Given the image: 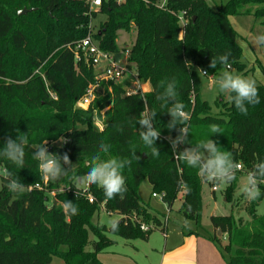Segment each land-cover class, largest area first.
I'll list each match as a JSON object with an SVG mask.
<instances>
[{"label":"trees","instance_id":"1","mask_svg":"<svg viewBox=\"0 0 264 264\" xmlns=\"http://www.w3.org/2000/svg\"><path fill=\"white\" fill-rule=\"evenodd\" d=\"M23 10L34 11L19 16ZM98 13L106 21L94 38L107 54H121L117 44L120 32L137 31L129 62L151 91L127 96L128 80L101 83L100 93L88 109H80L77 103L97 84L102 71L96 72L86 58L76 63L75 48L88 36ZM184 13L187 25L182 27L179 17ZM246 15L260 20L264 31V0H230L218 9L206 0H164L162 6L159 0H104L98 12L90 11L89 0H0V148L9 136L29 135L25 167L17 168L0 158V167H7L27 186L25 193L17 196L4 186L7 181L0 180V264H51L54 258L65 264H103L99 255L116 244L110 235L148 241L151 233L160 229L167 236L168 219L141 201L138 191L144 181L151 185L153 195H164L169 214L181 198L178 214L183 223L193 222L201 229L203 179L196 169L176 161L175 154L210 137L241 163L237 177L247 174L257 161H264V86H258L261 102L249 106L247 115L223 100L217 103L220 113L213 115L201 97L197 71L203 69L209 77L219 75L224 68L219 63L211 68V59L231 53L233 70L247 73L230 20ZM165 79L176 81L177 99L190 113L189 144L176 150L169 138L174 139L178 130L167 127L171 105L163 106L156 99L163 91L159 82ZM145 110L157 112L153 124L160 131L158 157L151 155L138 135L137 121ZM96 119L102 122V130L95 128ZM212 124L219 125L222 134L213 135ZM61 138L68 140L65 146H50ZM45 141L50 152H66L73 165L67 176L44 184L39 162L32 154ZM101 143L111 145L102 158L132 159L123 172L127 188L123 198L108 199L96 185L77 191L72 182L73 175L88 172V160L99 153ZM133 152L139 159L133 158ZM236 182L226 189V201L232 200ZM260 187L264 193V184ZM67 200L78 207L77 215L64 213ZM263 200L264 195L246 206L249 220L238 219L233 213L211 218L215 233L205 238L230 254L227 264H264V215L257 213ZM101 210L121 216L118 231L93 223ZM143 225L149 230L142 231ZM197 229L183 233L201 237ZM219 230L227 236L225 246L217 235ZM90 245L92 251L87 250Z\"/></svg>","mask_w":264,"mask_h":264},{"label":"clouds","instance_id":"2","mask_svg":"<svg viewBox=\"0 0 264 264\" xmlns=\"http://www.w3.org/2000/svg\"><path fill=\"white\" fill-rule=\"evenodd\" d=\"M245 40L248 44L257 50L264 49V34H245ZM231 53H225L220 56L213 57L210 67L215 68L219 63L224 70L220 72L218 77L213 80L214 87L221 94H227L229 101L234 105L235 109L242 115H247L249 106L258 105L260 93L258 87V77L244 76L231 70L229 56ZM200 76H208L203 69H198ZM159 87L163 89L156 99L163 102V106H168L167 113L171 117L167 127L170 130H178V135L172 139L169 138L173 149H177L180 145L189 144V128L188 121L190 113L185 111L186 105L177 99L179 93L176 81L161 80ZM156 111H143L137 123L140 126L138 135L143 144L151 150L153 157L160 155V149L156 146L157 140L160 139V131L153 124L156 118ZM178 126H180L178 128ZM213 135L222 134V129L217 124L209 126ZM212 135V136H213ZM29 144V135L27 133H19L16 139L10 136L4 141L3 147L0 148V158L7 160L17 168L25 167V149ZM43 145L36 148L32 154L33 159L39 162L38 168L45 180L55 182L63 176H67L72 167L69 155L65 152L62 155L53 153ZM110 144L101 143L99 153L88 160V172L83 175H73L72 182L77 191L87 189L92 185L103 189L106 198L112 199L119 195L123 198L127 191L126 178L123 174L124 169L132 163V159L125 156H109L102 158L101 154L109 153ZM176 158L186 164L187 167L196 169L198 175L206 183H212L217 186H227L237 179V172L241 169V163L236 161L231 152L222 149L219 144L210 139L201 140L195 147H184L175 154ZM133 158L136 157L133 152ZM65 165L68 167L66 168ZM0 180L7 181L4 185L10 193L21 196L26 191V185L20 180L14 178L13 173L7 167H0ZM264 184V161H257L252 170L248 171L243 178L241 185L242 195L250 200L256 201L260 199L264 193L261 192V185ZM187 187V185H185ZM63 211L66 215H77L78 207L72 201L67 200L63 203ZM112 231L119 230L120 222L116 217H108L101 227L105 226Z\"/></svg>","mask_w":264,"mask_h":264},{"label":"rangeland","instance_id":"3","mask_svg":"<svg viewBox=\"0 0 264 264\" xmlns=\"http://www.w3.org/2000/svg\"><path fill=\"white\" fill-rule=\"evenodd\" d=\"M208 4L213 9H218L219 7L227 4L230 0H206ZM164 0H159V6L163 5ZM97 18L92 20L89 26V32L92 34L97 33L101 25L105 23L106 17L97 14ZM231 24L234 30L238 34L237 43L243 50L242 63L246 66V72L243 73L238 70H232L244 76H256L258 77V86H264V49L257 50L252 48L250 44L245 40V34H264L263 27L261 26V21L256 20L253 16H238L232 17ZM137 38V31L131 30V32H120L118 34L117 44L123 55L121 66H125V50H131L135 44ZM103 68H95L96 72H101ZM220 74V73H219ZM218 77H205L201 76V97L204 101L208 102L212 109V114L217 115L220 113L221 109L217 103L224 101L229 103L228 95L221 94L213 85V80ZM130 82V81H129ZM131 84V82H130ZM147 85V86H146ZM127 90H129V85H127ZM141 94H146L145 87L147 90H151V86L148 83H141ZM100 91H97V96ZM107 110L101 112V116L105 114ZM95 128L102 130L103 124L100 120L96 119ZM68 140L66 138H61L60 140L53 142L50 146L63 147L67 144ZM246 174L237 177V182L235 183V192L232 196L231 201H226L225 191L227 186H217L212 185V183H206L203 181L202 186V222L201 229H197L193 222L183 223V219L179 216V208L181 205V198H178L174 204L173 211L169 214L167 205L163 202L161 196L153 197V189L148 181H144L139 188V196L143 204L149 206L153 212H158L164 215V220L167 221V236H164L160 229L153 231L149 237L148 241H126L124 239L109 236V238L116 242V244L109 248L106 253L101 257V261L105 264H164V250H176L185 243V233L191 230H198L201 237H192L191 245L187 249L186 253L183 254V258L189 257L193 262L197 264H227L229 259L228 253H225L219 249L212 241L205 238V235H213V225L211 222L212 217H226L232 213L236 218H242L244 220H249L248 214L245 212L246 206L249 204L250 200L246 199L241 192V185L243 178ZM45 184V181H44ZM41 186V185H39ZM212 186L217 187V191H212ZM50 203L53 201V195L50 196ZM259 216L264 215V200L260 203L257 209ZM116 217L121 220V216L117 214L109 215L105 211L101 210L93 218V223L95 225H101L106 221L108 217ZM185 225V229L183 228ZM107 227L106 223L105 226ZM108 228V227H107ZM184 229V230H183ZM218 233V232H217ZM218 235V234H217ZM221 238L222 245H227V236H218ZM91 241H94V237H90ZM187 243V242H186ZM88 251H92L91 245L87 248ZM182 254L181 252L179 255ZM189 259V260H190ZM51 264H65L63 260L59 258H54Z\"/></svg>","mask_w":264,"mask_h":264},{"label":"built area","instance_id":"4","mask_svg":"<svg viewBox=\"0 0 264 264\" xmlns=\"http://www.w3.org/2000/svg\"><path fill=\"white\" fill-rule=\"evenodd\" d=\"M118 3L123 2L124 0H115ZM104 0H89L90 4V11L91 12H98V10L102 7ZM185 13L179 17L180 24L182 27H185L187 25V22L185 20ZM75 54H76V63L81 62L82 58H86L88 63L93 66V68H103L101 74L97 77V84L91 85L86 95L77 103V107L80 109H88V107L91 105L93 100L96 97V93L98 91V88L101 83H121L123 81H130L131 86L129 90L127 91V96H132L134 94L141 92V86H140V80L138 78V74L135 70V66L129 62L130 58V51L125 50V66H121L123 55L121 54V60L119 63L115 60V55H110L105 52H103L98 42L94 38V34H92V31L90 30L88 36L77 43L75 48ZM208 77V76H205ZM176 150V149H175ZM175 160L178 161V159L175 156ZM242 170V167L239 171ZM48 180H45V183H47ZM88 190V188L86 189ZM212 191H217V187H213ZM54 195V193L52 194ZM161 196L163 199L164 195H157L154 194L153 197ZM90 198V202H93V198ZM142 231H148V227L143 225L141 227Z\"/></svg>","mask_w":264,"mask_h":264},{"label":"crops","instance_id":"5","mask_svg":"<svg viewBox=\"0 0 264 264\" xmlns=\"http://www.w3.org/2000/svg\"><path fill=\"white\" fill-rule=\"evenodd\" d=\"M145 90L147 91L146 93H149L151 91V90H147L146 87H145ZM192 237H194V236H188V237L185 236V239H184L185 243L176 250L165 249L164 254H163L164 255V264H197L196 262H193L189 257H186V258L181 257V256H183L184 253H186L187 249L190 247V245H191L190 241H191ZM180 252L182 254L179 255ZM102 255L103 254L99 255V260L101 259ZM102 263L105 264L104 262H102Z\"/></svg>","mask_w":264,"mask_h":264},{"label":"water","instance_id":"6","mask_svg":"<svg viewBox=\"0 0 264 264\" xmlns=\"http://www.w3.org/2000/svg\"><path fill=\"white\" fill-rule=\"evenodd\" d=\"M33 11H34V10H23V11L19 12L18 15H19V16H24V15H27L28 13H30V12H33ZM121 57H122L121 54H116V55H115V60H116L117 63L120 62ZM231 70H233V67H232V66H231ZM220 235H222V233H221V231L219 230V231H218V236H220Z\"/></svg>","mask_w":264,"mask_h":264}]
</instances>
